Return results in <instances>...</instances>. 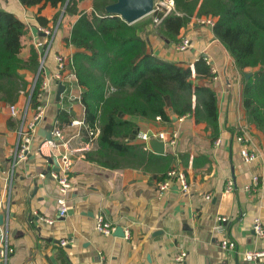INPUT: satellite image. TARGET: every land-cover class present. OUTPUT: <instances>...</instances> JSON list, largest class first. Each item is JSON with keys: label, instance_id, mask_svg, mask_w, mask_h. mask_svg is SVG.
Returning <instances> with one entry per match:
<instances>
[{"label": "crops", "instance_id": "crops-1", "mask_svg": "<svg viewBox=\"0 0 264 264\" xmlns=\"http://www.w3.org/2000/svg\"><path fill=\"white\" fill-rule=\"evenodd\" d=\"M0 6L28 25L22 57L27 59L35 46L40 64L44 61L42 77L48 82L42 99L43 119L32 148L28 157L14 166L20 118L12 115L9 103L0 101V226L8 222L10 240L15 247L8 264H264V256L255 262L245 259L248 250H264V238L258 237L253 229L256 217L261 218L264 225V133L247 122L243 74L216 37L213 26L199 24L197 17L200 16L195 13L178 36L179 39L188 36L192 44L187 50H179L177 43L160 35L151 21L136 25L151 51L190 66L194 84L210 86L216 91L217 136L214 138L207 122H197L194 114L177 117L172 122L139 118L131 142L141 143L136 139L139 129L176 130L179 132L178 161L175 155L165 152L159 155L166 159L153 163L148 170L124 166L109 168L86 157L87 152L98 147V142L86 141L78 125L61 127L64 137L58 140V146L43 144L46 139L42 133L53 129L60 108L72 111L74 119L84 120L85 108L77 80L68 71L66 82L62 83L69 88L58 99L61 81L55 78L56 56L63 54L68 60L76 50L64 40L75 17L64 16L65 9L50 4L41 12L39 5L26 7L20 0H0ZM82 7L91 8V2L83 3ZM59 12L55 24L54 18ZM38 14L49 19L48 26L38 22ZM40 27L56 30L50 45L49 37ZM201 57L211 65L214 77L196 73L195 62ZM67 68L70 70L71 66L68 64ZM20 72L29 83L34 82L38 74L29 69ZM27 90H21L15 103L19 110L29 100L31 89ZM193 101L196 103L195 95ZM169 111L172 117L176 116L171 108ZM34 113L30 108L29 119ZM239 135L249 140L245 144L257 153L255 160H244L241 154L244 144L237 140ZM41 146H44L42 151ZM67 152L72 160V188L68 214L61 217L57 202L59 188L52 176L54 171L49 169V166H56L50 165L46 157L59 159ZM177 163L187 174L190 191L183 192L174 186L164 193L159 192L156 183ZM255 176L257 182L253 181ZM229 180H233L234 187L226 191ZM248 184L250 189L246 188ZM208 194L210 199L206 198ZM98 214H103L116 228L121 226L124 236L115 231L101 233L96 224ZM221 215L227 220L222 222L219 232L217 225ZM41 217L56 221L49 224ZM225 238L233 240L236 247L222 248L221 241ZM62 239L71 242L61 246ZM182 252L187 254L179 260Z\"/></svg>", "mask_w": 264, "mask_h": 264}, {"label": "trees", "instance_id": "trees-1", "mask_svg": "<svg viewBox=\"0 0 264 264\" xmlns=\"http://www.w3.org/2000/svg\"><path fill=\"white\" fill-rule=\"evenodd\" d=\"M115 1L20 0L26 7L39 5V12L48 4L64 7V16L75 17L64 40L76 49L71 71L76 75L85 108L86 127L82 130L86 141L98 142V151H89L86 157L109 168L148 170L166 158L142 143L131 142L137 120L155 121L160 117L162 122H172L171 108L177 117L194 114L197 122H207L215 138L219 131L218 97L210 86L194 84L190 66L155 54L133 23L107 13L106 6ZM85 2H91V8H83ZM195 13L216 18L213 31L233 56L237 69L242 74L252 71L248 80L243 75V105L247 122L264 133V0H175V10L158 26L159 34L178 43L182 28ZM60 14L55 16V24ZM157 15L162 17L164 13ZM37 20L43 26L49 24L41 14ZM28 34V25L0 6V101L10 105L18 101L21 90L32 87L33 81L29 83L20 71L29 69L37 74L40 65L35 46L27 59L22 57ZM195 71L203 77L215 76L204 57L195 62ZM43 80L40 73L30 97V108L34 110L42 104ZM74 117L69 109L60 108L56 121L60 127L68 126ZM90 130L97 133L95 138L89 135ZM117 155L126 157L128 164L111 158Z\"/></svg>", "mask_w": 264, "mask_h": 264}, {"label": "built area", "instance_id": "built-area-1", "mask_svg": "<svg viewBox=\"0 0 264 264\" xmlns=\"http://www.w3.org/2000/svg\"><path fill=\"white\" fill-rule=\"evenodd\" d=\"M175 10V0H154V6L153 11L150 13L152 14L151 23L152 26L155 28H158V26L161 24L163 17L167 15L169 12ZM163 12L164 15L162 17L158 16L157 13ZM197 22L199 24L203 25H209L214 26L216 22V18L212 16H200L197 17ZM40 30L45 33L46 37H49V45L53 42V39L55 37V31L52 30L49 27H40ZM192 44V40L186 36L183 35L179 42L176 44V47L179 50H187ZM57 60V72L55 73V78L58 81L66 82V74L69 71L71 74V77L73 79H76V75L67 68V65H72V56L67 60L66 56L63 54H58L56 56ZM44 65V61H41L40 64V70L37 74L33 85L31 87L30 97L31 94L35 88L37 77L41 73V69ZM193 70V68H192ZM69 75V73H68ZM68 81V80H67ZM48 82L46 80L42 81V92L40 93L41 99H43L46 88H47ZM69 86H66L65 91L68 90ZM70 89L72 90V87L70 86ZM30 97L26 104V106L19 110L15 104L10 106V110L13 116H19L20 118V124L18 129V140L17 144L14 150L13 155V166L16 164L17 161L26 159L28 157V153L30 152L33 144V139L36 135V131L38 129L39 123L43 119V104L39 105L37 109H35V113L32 118L29 119V109H30ZM157 120H160V117H157ZM72 125H78L79 127H86V124L84 120H78L74 119L72 121ZM97 133H94L92 130L89 131V135L93 136L92 138H95ZM52 140H45L43 143L44 145H48L50 147H56L59 145L58 140L62 139L63 136V130L59 126L58 121H55L53 129H52ZM155 137L159 140L164 141L165 143V151L170 152L173 155L176 156V160L178 161V155L179 152L177 150L178 141H179V132L176 130H143L139 129L136 132V139L139 140L142 144L145 145L146 149H150L149 140ZM237 140L239 142H242L244 144L241 154L245 161L250 162L257 158V153L255 151H252L249 149V147L245 144V142H248L249 140L242 135L237 136ZM217 143H220V139L217 140ZM42 144V145H43ZM44 146H41V151L43 150ZM59 161V170L52 172L53 178L57 181L58 188H59V195L57 196V202L59 206V215L61 217H65L68 214V202H69V194L70 190L72 188V177H71V167H72V160L71 155L67 152L61 155V157L58 159ZM2 170L1 164H0V171ZM254 182L258 181V177L255 176L253 178ZM156 186L159 190V192L164 193L165 191L171 189L174 186H177L181 191L188 192L190 191V182L188 180L187 174L184 170V168L177 163L173 167H171L166 174L163 176V178L156 183ZM234 187L233 180H229L226 185V191H231ZM247 189L251 188V185H246ZM207 199L211 198V195H206ZM42 220L46 221L49 224H53L56 219L55 218H45L41 217ZM227 220L226 216H219V224L217 225V231L222 230V222H225ZM97 229L104 234H112L116 227L115 225L107 220L103 214H98L96 219ZM253 229L258 237L264 238V225L261 218L256 217L254 219ZM69 239H62L60 241L61 246H66L70 244ZM221 247L224 249H234L236 247V244L233 240L230 239H223L221 241ZM15 252V247L11 243L10 240V230L8 222L0 226V264H8L10 256ZM186 252H182L178 259L184 258L186 255ZM264 256V250H248L245 252V259L247 262H255L258 261L260 258ZM210 264V263H205Z\"/></svg>", "mask_w": 264, "mask_h": 264}, {"label": "water", "instance_id": "water-1", "mask_svg": "<svg viewBox=\"0 0 264 264\" xmlns=\"http://www.w3.org/2000/svg\"><path fill=\"white\" fill-rule=\"evenodd\" d=\"M154 0H116L113 3H110L106 6L107 13L120 15L129 23H134L137 20L145 17L153 11ZM159 33V30H157ZM39 73V72H38ZM243 75L245 79L248 80L252 75V71H244ZM65 84L62 82L59 83L58 87V99L61 98V94L65 91ZM174 120L177 119V116L173 117ZM42 136L46 140H52V130H44ZM149 145L151 150L158 154H165V143L162 140H159L155 137H152L149 140ZM50 165L54 164L55 168H50L52 171L59 170V161L57 156L46 157ZM230 196V194H229ZM115 234L119 236H124V229L119 226L115 229Z\"/></svg>", "mask_w": 264, "mask_h": 264}, {"label": "rangeland", "instance_id": "rangeland-1", "mask_svg": "<svg viewBox=\"0 0 264 264\" xmlns=\"http://www.w3.org/2000/svg\"><path fill=\"white\" fill-rule=\"evenodd\" d=\"M63 9H65L64 7H63ZM62 10V9H61ZM152 14H148V15H146L145 17H143V18H141L140 20H138L137 22H134L133 24L136 26V25H139V24H141V23H143V22H150L151 21V18H152ZM68 22V20L66 21V23ZM76 92H78V90H76ZM95 141H96V139H94ZM93 151L94 152H97L98 151V147H97V145H96V148L95 149H93ZM106 155H108V154H106ZM111 158H113L114 160H116V159H118L117 161L120 163V164H128V162H127V158L126 157H124V156H116V157H111Z\"/></svg>", "mask_w": 264, "mask_h": 264}]
</instances>
